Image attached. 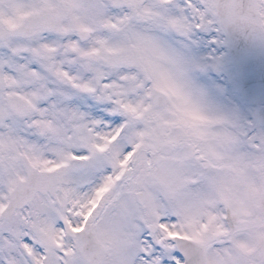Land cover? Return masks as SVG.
Segmentation results:
<instances>
[{
    "label": "snow or ice",
    "instance_id": "snow-or-ice-1",
    "mask_svg": "<svg viewBox=\"0 0 264 264\" xmlns=\"http://www.w3.org/2000/svg\"><path fill=\"white\" fill-rule=\"evenodd\" d=\"M0 264H264V0H0Z\"/></svg>",
    "mask_w": 264,
    "mask_h": 264
}]
</instances>
